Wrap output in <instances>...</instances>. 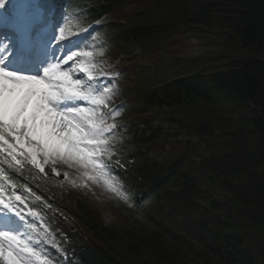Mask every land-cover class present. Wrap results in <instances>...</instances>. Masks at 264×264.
<instances>
[{
	"label": "trees",
	"instance_id": "1",
	"mask_svg": "<svg viewBox=\"0 0 264 264\" xmlns=\"http://www.w3.org/2000/svg\"><path fill=\"white\" fill-rule=\"evenodd\" d=\"M122 1L86 2L97 17ZM133 1L142 10L140 24L118 31L116 44L144 52L158 39L185 35L236 47L244 57L171 55L169 65L153 67L152 84L136 94L144 109L140 114L169 109L167 117L180 116L173 121L185 138L170 141L150 119L140 120L143 128L131 134L139 154H149L162 142L178 145L160 162L132 158L121 177L139 196L153 199L156 212L173 218L182 233L162 224L148 233L104 228L87 206L76 205L98 242L79 241V261L264 264V0ZM193 68L198 69L194 76H183Z\"/></svg>",
	"mask_w": 264,
	"mask_h": 264
},
{
	"label": "snow or ice",
	"instance_id": "2",
	"mask_svg": "<svg viewBox=\"0 0 264 264\" xmlns=\"http://www.w3.org/2000/svg\"><path fill=\"white\" fill-rule=\"evenodd\" d=\"M5 2L0 0V7ZM29 2L31 7L15 22L11 38L7 43L0 41V144L7 145L13 155L26 152L33 163L39 154L74 160L91 170L90 174L86 173L89 179L102 180L110 192L128 200V194L113 181L111 173L115 169H110L103 160L109 152L110 136L117 129L114 123L106 125V120L119 109L107 116L100 114L98 110L107 106V98L76 76L73 65L68 63L74 55L89 58L92 53L70 54L71 46H68L59 54L53 52L45 66L12 56L9 43L15 41L29 46L31 34L47 24L43 7L37 0ZM63 39L61 30L56 40ZM61 61L67 71L61 69ZM93 67L91 62L81 63L78 71L88 81L99 83ZM104 91L110 89L104 87ZM15 199L20 201L21 197ZM30 227H34L33 222L17 204L0 198V261L3 264H61L58 258H48L22 239L25 235L22 230Z\"/></svg>",
	"mask_w": 264,
	"mask_h": 264
},
{
	"label": "rangeland",
	"instance_id": "3",
	"mask_svg": "<svg viewBox=\"0 0 264 264\" xmlns=\"http://www.w3.org/2000/svg\"><path fill=\"white\" fill-rule=\"evenodd\" d=\"M135 8H138V6L135 5ZM135 8L133 5L132 9H130L128 12H131V10L133 9L135 10ZM99 38H100V35L95 37L97 41L100 40ZM170 40L173 43V45L168 47L169 51H172L170 55H160L154 58L155 60L145 61V60L140 59L138 61L129 63L130 60L128 58H133L135 55H137V53L134 52L131 57H128V58L124 57V59L120 63L114 65V71L111 73L120 74L123 77L122 84H119L121 86V93L120 94L118 93L117 91L118 88L115 85H112L109 80H102L101 82L104 87H107L109 89L112 87V89L110 90V93L116 90L114 95L109 97L108 96L109 91L105 92L104 87L100 86L102 88V94H103L102 96L107 98L106 108H112L115 103L123 100L126 96L131 94V88L134 86L136 87L137 84H140L137 79L138 74H140V76L143 75V79L146 81V77L148 75L147 69L151 68L150 66L151 63H155L158 65L163 64V63L165 64L167 62V59L173 54H175L176 56L184 57V59H188V60H194L196 58L202 57L204 54L209 53V52H217V53L221 52V54H223L224 56L232 57L235 59H240L244 57L243 53L239 52L236 49V47L230 46L228 48L225 46L224 43H221V42H217L214 44H208L207 42L202 43L198 41V39H195V38L192 39L190 36H185V35L177 36L175 38H171ZM174 51H177V53ZM88 52H91L92 56L87 59H84L83 57H77L75 55L73 56L74 58L71 63L73 65L72 72L76 76H78V71L75 68L77 65L75 63H78L80 60H84L86 63L91 62L93 65L95 64L96 68L99 70V69H104L106 67V64H107L106 62H113L112 57L115 54L114 52L110 51V53H112L111 54L112 56L111 58H107V60L105 61L100 51L90 49ZM77 53H81V52L78 51ZM127 59L129 61H127ZM73 61L75 62L74 64H73ZM206 67H210V65H206ZM191 71H192L191 73H183V76L195 75L198 69L193 68V70ZM152 75L154 74L152 73ZM149 76H150V73H149ZM125 83H127L131 87L127 88V86H125ZM141 107L142 106L140 105L137 106L134 103L132 104L128 103L123 108L124 110H119L118 114L111 116L112 118L114 117L112 121L116 122L115 125H117V127L121 129L120 133H116L114 131V133L111 134L110 137L113 140L114 139H119L121 141L125 140V138H123L122 136V132L126 133V129L129 123L131 122L130 120L134 119L135 117H137V115H139V113L141 112V109H140ZM106 112L107 110L105 109V113ZM157 114H160V116L162 117L159 118L157 115H155V113H153L152 110L146 111V114H145V115H148L147 117H151V120H152L151 126L153 128L158 127L160 129V132H164L163 134L169 135L170 141H174V139H176L177 141H180L185 138L183 131H180L179 129H177L176 125L174 124L172 125L168 123L166 120H164L165 118H167L168 112L161 111V112H158ZM175 115H178V114H175ZM176 145H178V143L174 142L173 147H171L169 144L165 145L164 147L163 146L158 147L157 149H155L154 151L150 153V156L156 159L157 161H163L168 156L167 154H169V152H172L174 151V149H176ZM129 149L132 150V147H130ZM64 160L67 161L66 159ZM69 163L73 167V170L76 173L80 172L78 170H82V168L80 169V164L77 163L76 161L70 160ZM87 171H91V170L87 169ZM80 182H81V188H84V187H91L97 181H93L89 179L87 175L85 178H81ZM201 187H203L202 184H201ZM85 191L88 195H90V197L94 199V203L92 205L97 208L99 218H101L103 223L105 225H108V227L110 226L112 228H117V227L121 228L124 226V228L122 229L129 230V232H135V230L143 227L148 233L150 232L148 231L150 229H153V230L160 229L158 227V224L159 225L162 224L164 227L165 226L169 227L172 231H175L177 233L178 232L182 233L181 229H179V227L176 226V222L173 218H169L166 215H161L160 212L156 213L155 210L150 209L149 210L150 214L153 215L154 213L155 216L148 218V220L145 221L144 218H142L139 210L126 209L127 206L125 208V205H123L119 200L114 199L112 196L105 194V193L102 194L101 192H98V191H96L95 193L96 195H94L90 192L89 189H86ZM214 194L217 196L215 192ZM108 199L113 202H109ZM147 207H150V206L147 204ZM134 234L135 233H132L130 235H134ZM0 264H3V261H0Z\"/></svg>",
	"mask_w": 264,
	"mask_h": 264
},
{
	"label": "water",
	"instance_id": "4",
	"mask_svg": "<svg viewBox=\"0 0 264 264\" xmlns=\"http://www.w3.org/2000/svg\"><path fill=\"white\" fill-rule=\"evenodd\" d=\"M262 60V59H261ZM263 61V60H262Z\"/></svg>",
	"mask_w": 264,
	"mask_h": 264
}]
</instances>
